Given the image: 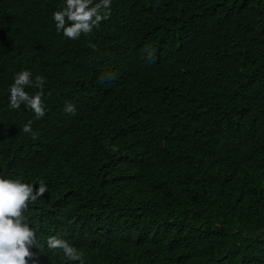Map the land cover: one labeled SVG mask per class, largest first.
<instances>
[{"label":"trees","instance_id":"trees-1","mask_svg":"<svg viewBox=\"0 0 264 264\" xmlns=\"http://www.w3.org/2000/svg\"><path fill=\"white\" fill-rule=\"evenodd\" d=\"M64 3L0 0V176L47 185L38 264H80L53 235L84 264H264V0H113L78 40ZM22 70L39 120L9 108Z\"/></svg>","mask_w":264,"mask_h":264},{"label":"clouds","instance_id":"clouds-1","mask_svg":"<svg viewBox=\"0 0 264 264\" xmlns=\"http://www.w3.org/2000/svg\"><path fill=\"white\" fill-rule=\"evenodd\" d=\"M112 2L113 0H65L62 9L53 13L57 32H62L69 40L91 35L104 20L110 18ZM148 55L151 57L153 53L149 52ZM44 84L43 76H36L33 80L30 70L18 72L9 89V108L19 110L23 105L34 113L35 119L43 118L47 111ZM29 87L39 91L31 95L25 90ZM64 112L76 115L77 108L73 103H66ZM21 131L31 134L33 139L37 136L32 130L31 120L23 125ZM47 191V185L43 181L36 186L20 179L0 176V264H38L36 253L32 251L38 247L36 229L30 226L25 213ZM47 247L50 250H62L67 261L84 264L83 252L65 239L49 236Z\"/></svg>","mask_w":264,"mask_h":264}]
</instances>
